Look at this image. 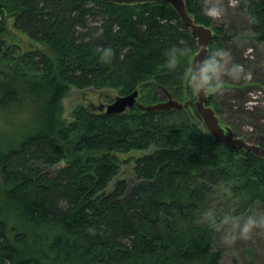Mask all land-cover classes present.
I'll return each instance as SVG.
<instances>
[{
  "label": "trees",
  "instance_id": "16d2710c",
  "mask_svg": "<svg viewBox=\"0 0 264 264\" xmlns=\"http://www.w3.org/2000/svg\"><path fill=\"white\" fill-rule=\"evenodd\" d=\"M208 1L186 0L187 9L213 29L210 48H225L231 37L225 25H212ZM244 2L254 39L264 44V0ZM10 20L49 54L9 45ZM173 45L198 51L166 3L0 0V121L20 124L11 142L0 141V264H221L216 229L200 213H222L220 199L235 214L264 207L263 159L217 143L185 110L106 114L80 104L73 122L63 119L71 87L139 90L145 106L162 101L161 87L193 103L186 61L167 67ZM105 47L111 60L102 57ZM217 97L209 105L220 114ZM247 140L264 144V127Z\"/></svg>",
  "mask_w": 264,
  "mask_h": 264
},
{
  "label": "rangeland",
  "instance_id": "374dc122",
  "mask_svg": "<svg viewBox=\"0 0 264 264\" xmlns=\"http://www.w3.org/2000/svg\"><path fill=\"white\" fill-rule=\"evenodd\" d=\"M220 3L224 8L223 15L213 18L212 25H225L231 37V41L225 45V48L230 51L233 60L243 66V73L239 79L225 77L221 89L216 91L217 106L222 111L219 116L225 124L229 125L230 122H234L238 128L239 137L252 138L258 131V127H264V44L254 39L250 30L252 20L246 12L244 0H220ZM13 23V20L9 21L10 34L6 37L9 45L17 47L20 54L35 51L49 54L46 45L36 42L25 33L15 29ZM156 91L162 99L161 102H165L171 95L167 89L161 87H157ZM254 95L259 96V99L252 100ZM117 96H121L119 90L80 91L71 87L63 99V119L70 124L73 122L72 112L76 106L93 105L96 107L95 110L99 111L100 106L112 103ZM251 101L258 103L250 105ZM19 128V122L16 126H12L7 121H0V141L11 142ZM261 145L264 146V144ZM154 150L153 146L145 151H134L127 154L125 158H139ZM64 165L65 163H60L56 168ZM55 169L51 168L49 171L56 175ZM220 202L222 213L229 210L235 212L230 207L229 201L225 202V199H220ZM252 211H264V207L259 203L248 213ZM221 237L222 231L216 230L214 248L222 252L221 264H234L235 261L238 264H264V232L258 231L250 238L238 239L231 245L225 244Z\"/></svg>",
  "mask_w": 264,
  "mask_h": 264
},
{
  "label": "clouds",
  "instance_id": "9594fccd",
  "mask_svg": "<svg viewBox=\"0 0 264 264\" xmlns=\"http://www.w3.org/2000/svg\"><path fill=\"white\" fill-rule=\"evenodd\" d=\"M224 8L220 0H209L206 14L212 18L223 15ZM113 49L105 47L102 50L104 60H111ZM167 67L175 70L183 58L185 78L190 95L202 96L221 89L225 77L239 79L243 66L235 62L227 48L215 46L205 51L202 58L193 59L194 50L190 45H173L166 53ZM227 192V189H224ZM200 220L218 231H222V241L231 245L238 239H248L254 233L264 232V211H252L248 214H234L232 211L218 213L215 208H204Z\"/></svg>",
  "mask_w": 264,
  "mask_h": 264
},
{
  "label": "water",
  "instance_id": "95a60500",
  "mask_svg": "<svg viewBox=\"0 0 264 264\" xmlns=\"http://www.w3.org/2000/svg\"><path fill=\"white\" fill-rule=\"evenodd\" d=\"M109 3L119 6H138L145 4H162L166 3L173 7L176 13L179 15L182 24L190 29L192 35L196 38L198 46L197 53L193 56V59L202 58L205 51L210 47V44L214 38V31L212 28L197 23L193 15L187 9L186 0H105ZM216 93V92H215ZM214 93H208L202 96L195 97L193 107L196 115L192 111V102L186 100L185 102H179L172 97V94L165 102H160L155 105L145 106L138 102L139 90L124 95L117 96L114 101L106 106H100L98 109L106 114H121L129 109L138 107L144 112L164 111L169 112L171 110H185L193 119H196L198 124L201 125L209 135L217 142L223 145L232 146L237 149H242L247 153H252L255 157L264 160V146L251 143L243 137L236 136L234 129L225 124L221 117L217 114L215 108L208 105L211 96Z\"/></svg>",
  "mask_w": 264,
  "mask_h": 264
},
{
  "label": "built area",
  "instance_id": "2783aa9c",
  "mask_svg": "<svg viewBox=\"0 0 264 264\" xmlns=\"http://www.w3.org/2000/svg\"><path fill=\"white\" fill-rule=\"evenodd\" d=\"M259 99V96H255L254 95V97L252 98V100H258ZM258 102H253V101H251V102H249V104L250 105H255V104H257Z\"/></svg>",
  "mask_w": 264,
  "mask_h": 264
},
{
  "label": "bare ground",
  "instance_id": "6f19581e",
  "mask_svg": "<svg viewBox=\"0 0 264 264\" xmlns=\"http://www.w3.org/2000/svg\"><path fill=\"white\" fill-rule=\"evenodd\" d=\"M168 5H169V4H168ZM171 7H172V6H171ZM172 8H173V7H172ZM175 12H176V11H175ZM210 45H211V44H210ZM209 48H210V47H209ZM196 53H197V52H196ZM196 53H195V54H196Z\"/></svg>",
  "mask_w": 264,
  "mask_h": 264
}]
</instances>
